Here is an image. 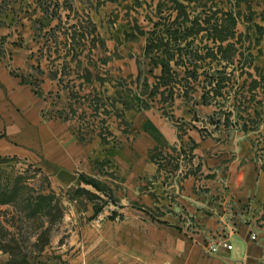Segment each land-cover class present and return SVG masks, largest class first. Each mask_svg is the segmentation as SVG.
I'll return each instance as SVG.
<instances>
[{
	"label": "rangeland",
	"instance_id": "1",
	"mask_svg": "<svg viewBox=\"0 0 264 264\" xmlns=\"http://www.w3.org/2000/svg\"><path fill=\"white\" fill-rule=\"evenodd\" d=\"M0 58L82 141L116 146L141 103L183 134L237 132L264 166V0H0ZM193 147L186 137L152 156L160 177L144 187L167 211ZM118 177L101 158L56 188L36 166L0 159V264H60L74 223L126 203Z\"/></svg>",
	"mask_w": 264,
	"mask_h": 264
},
{
	"label": "crops",
	"instance_id": "2",
	"mask_svg": "<svg viewBox=\"0 0 264 264\" xmlns=\"http://www.w3.org/2000/svg\"><path fill=\"white\" fill-rule=\"evenodd\" d=\"M48 104L0 58V157L36 166L56 188L76 185L93 161L106 158L126 199L115 216L74 223L59 246L60 264H264L257 223L264 166L246 137L204 136L194 127L183 134L159 109L139 103L125 112L128 129L114 130L119 144L104 146L82 141L49 116ZM186 137L194 147L185 170L195 171H185L167 211V200L157 202L144 184L160 177L153 154ZM153 206L159 216L147 212Z\"/></svg>",
	"mask_w": 264,
	"mask_h": 264
},
{
	"label": "built area",
	"instance_id": "3",
	"mask_svg": "<svg viewBox=\"0 0 264 264\" xmlns=\"http://www.w3.org/2000/svg\"><path fill=\"white\" fill-rule=\"evenodd\" d=\"M251 239H252V240L256 239V235L252 234V235H251Z\"/></svg>",
	"mask_w": 264,
	"mask_h": 264
},
{
	"label": "trees",
	"instance_id": "4",
	"mask_svg": "<svg viewBox=\"0 0 264 264\" xmlns=\"http://www.w3.org/2000/svg\"><path fill=\"white\" fill-rule=\"evenodd\" d=\"M0 159H4V158L0 157ZM81 177H82V174H81V175H79V180L81 179Z\"/></svg>",
	"mask_w": 264,
	"mask_h": 264
}]
</instances>
